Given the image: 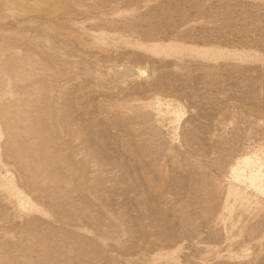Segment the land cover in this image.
I'll return each mask as SVG.
<instances>
[{
    "label": "rangeland",
    "instance_id": "1",
    "mask_svg": "<svg viewBox=\"0 0 264 264\" xmlns=\"http://www.w3.org/2000/svg\"><path fill=\"white\" fill-rule=\"evenodd\" d=\"M253 151L264 0H0V264H264Z\"/></svg>",
    "mask_w": 264,
    "mask_h": 264
},
{
    "label": "bare ground",
    "instance_id": "2",
    "mask_svg": "<svg viewBox=\"0 0 264 264\" xmlns=\"http://www.w3.org/2000/svg\"><path fill=\"white\" fill-rule=\"evenodd\" d=\"M183 112L184 108L180 107V109L177 110L176 103L167 98H158V106L154 109L155 117L160 119L166 117L167 115H171L174 113L181 114ZM257 157V151H253V153L241 152L233 158L230 166V175L232 177L233 184L232 189L228 188L230 196L238 198V189L235 184H246L248 182L252 189H254L256 193L261 195L260 197H264V175L262 170L257 171ZM244 199L250 200L251 197L250 199ZM253 205L255 204L253 203ZM262 209L264 210V208Z\"/></svg>",
    "mask_w": 264,
    "mask_h": 264
}]
</instances>
